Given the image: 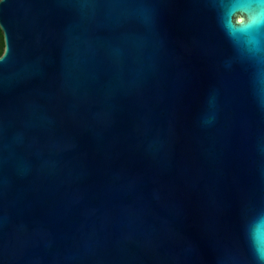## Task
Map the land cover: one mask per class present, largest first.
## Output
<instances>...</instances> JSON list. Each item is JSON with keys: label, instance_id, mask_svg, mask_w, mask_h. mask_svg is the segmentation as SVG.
Masks as SVG:
<instances>
[{"label": "water", "instance_id": "obj_1", "mask_svg": "<svg viewBox=\"0 0 264 264\" xmlns=\"http://www.w3.org/2000/svg\"><path fill=\"white\" fill-rule=\"evenodd\" d=\"M0 33V264H264V3L3 0Z\"/></svg>", "mask_w": 264, "mask_h": 264}, {"label": "clouds", "instance_id": "obj_2", "mask_svg": "<svg viewBox=\"0 0 264 264\" xmlns=\"http://www.w3.org/2000/svg\"><path fill=\"white\" fill-rule=\"evenodd\" d=\"M260 3H264V0H259ZM259 15H257V17L254 20V23H259Z\"/></svg>", "mask_w": 264, "mask_h": 264}, {"label": "trees", "instance_id": "obj_3", "mask_svg": "<svg viewBox=\"0 0 264 264\" xmlns=\"http://www.w3.org/2000/svg\"><path fill=\"white\" fill-rule=\"evenodd\" d=\"M2 47H3V43H2V36H1V33H0V53L2 51Z\"/></svg>", "mask_w": 264, "mask_h": 264}, {"label": "snow or ice", "instance_id": "obj_4", "mask_svg": "<svg viewBox=\"0 0 264 264\" xmlns=\"http://www.w3.org/2000/svg\"><path fill=\"white\" fill-rule=\"evenodd\" d=\"M0 3H3V0H0Z\"/></svg>", "mask_w": 264, "mask_h": 264}]
</instances>
